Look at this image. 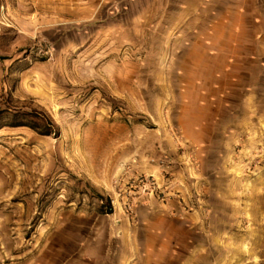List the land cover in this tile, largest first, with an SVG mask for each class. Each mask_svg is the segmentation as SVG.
Listing matches in <instances>:
<instances>
[{
	"label": "rangeland",
	"instance_id": "rangeland-1",
	"mask_svg": "<svg viewBox=\"0 0 264 264\" xmlns=\"http://www.w3.org/2000/svg\"><path fill=\"white\" fill-rule=\"evenodd\" d=\"M0 264H264V0H0Z\"/></svg>",
	"mask_w": 264,
	"mask_h": 264
},
{
	"label": "trees",
	"instance_id": "trees-1",
	"mask_svg": "<svg viewBox=\"0 0 264 264\" xmlns=\"http://www.w3.org/2000/svg\"><path fill=\"white\" fill-rule=\"evenodd\" d=\"M50 127H53V124L51 121H49L48 123ZM17 126H27V125H23V124H12L11 127H17ZM29 128H31L32 130L38 132L39 134H42V135H48L50 131H46V130H43L41 127H39V125L37 124H33L31 126H29Z\"/></svg>",
	"mask_w": 264,
	"mask_h": 264
},
{
	"label": "crops",
	"instance_id": "crops-1",
	"mask_svg": "<svg viewBox=\"0 0 264 264\" xmlns=\"http://www.w3.org/2000/svg\"><path fill=\"white\" fill-rule=\"evenodd\" d=\"M213 36L214 35H211V36H206V42H208V43H214L215 41H214V39H213Z\"/></svg>",
	"mask_w": 264,
	"mask_h": 264
}]
</instances>
